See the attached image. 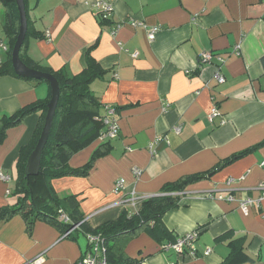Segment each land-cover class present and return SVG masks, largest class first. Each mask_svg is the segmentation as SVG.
<instances>
[{"label":"crops","instance_id":"1","mask_svg":"<svg viewBox=\"0 0 264 264\" xmlns=\"http://www.w3.org/2000/svg\"><path fill=\"white\" fill-rule=\"evenodd\" d=\"M106 1L114 6L109 19L94 11V0L29 1V30L39 35H29L25 53L52 70L68 67L78 74L92 48L105 73L92 81L91 90L102 104L116 107L120 123L109 153L97 159L87 176L53 179L52 188L59 197L76 195L90 226L97 228L125 208L137 212L142 205L111 207L121 199L133 193L156 196L168 184L205 174L186 184L179 206L163 216L166 233L135 232L125 238L126 254L141 264H221L231 257L234 242L235 264H264V201L248 215L239 207L240 200L258 197L257 187L264 184V144L222 165L264 141V0ZM5 16L0 3V41L9 47ZM131 18L144 26L132 25ZM150 26L161 27L154 40L148 36ZM237 44L240 54L234 51ZM203 52L225 58L224 83L214 78L216 58L202 62ZM0 59V64L8 59L2 48ZM49 89L45 82L0 75V119L47 97ZM214 104L221 115L211 122ZM39 116L33 113L9 127L0 143V172L11 176L0 179V208L16 202L12 192L20 149L31 140ZM98 141L72 156L69 164L87 163ZM134 167L142 169L139 178ZM119 178L125 185L115 192ZM199 228L196 256L162 248V243ZM75 236H65L62 227L46 220L30 225L15 213L0 220V264H78L89 243L86 233Z\"/></svg>","mask_w":264,"mask_h":264},{"label":"trees","instance_id":"2","mask_svg":"<svg viewBox=\"0 0 264 264\" xmlns=\"http://www.w3.org/2000/svg\"><path fill=\"white\" fill-rule=\"evenodd\" d=\"M24 1L27 11L28 31L21 47V59L31 68L52 73L59 81L60 96L52 129L43 149L39 174L27 176L28 158L35 149L41 135L48 103L52 97V88L47 80L25 77L15 72L12 65V51L19 34L20 12L16 0H0L6 10L4 28L10 38L7 50L8 59L0 64V75L9 74L45 82L50 88L47 97L22 107L9 117L0 119L1 143L9 127L18 125L33 113H40L39 122L31 140L20 149L17 161V184L15 192H12L16 202L13 205L0 208V220L8 219L15 213H22L30 225L37 219L46 220L62 227L64 234L74 225L81 223L80 228L68 234L67 237L74 238L78 233L100 234L105 239L107 264H141V260L131 258L126 254L125 238L144 228L155 234L158 231L163 234L166 233L162 220L168 210L179 206L181 195L176 193H182L186 184L204 178L206 175H193L168 184L159 195L145 197L137 212H130L125 208L117 219L106 222L97 228L90 226L89 221L81 211L80 201L76 195L59 197L52 188L53 179L66 176H87L97 159L109 153L111 149V139L99 140L100 144L94 149L87 163L80 167H72L69 164L72 156L90 146L97 138L102 136L104 121L107 116L106 104H102L98 100L91 90V83L94 79L103 76L105 71L98 61L93 58L92 48L87 51L85 68L78 74H72L68 67L52 70L29 57L25 53L28 37L30 34L39 35V33L37 31L33 33L31 31L30 33V0ZM262 61L264 64V56ZM263 144L264 141L225 159L222 165L255 151ZM63 214L69 218L68 222L62 219ZM197 230L200 231V228ZM121 237L124 239H120ZM230 246L232 247L231 257L221 264H235L234 259L238 254V248L234 245V242H231ZM188 249L186 248L184 252ZM240 252L244 253L243 250Z\"/></svg>","mask_w":264,"mask_h":264},{"label":"built area","instance_id":"3","mask_svg":"<svg viewBox=\"0 0 264 264\" xmlns=\"http://www.w3.org/2000/svg\"><path fill=\"white\" fill-rule=\"evenodd\" d=\"M91 6L94 9V11L98 14V16H101V18L109 19L110 17L113 16L114 6L113 4H111L110 2L106 0H94ZM129 22L135 26H144V22L139 19L131 18L129 19ZM117 26L119 28L121 24H118ZM160 30H161L160 26H150L148 28L149 39L154 40V38L156 37V34ZM0 48H2L5 51L8 50V46L3 41H0ZM234 51L236 54H240V44H237L234 46ZM133 56L137 57L138 53L137 52L133 53ZM200 58L202 62H211L213 58H216L217 64H216L214 78L218 84L224 83L226 80V77L222 71V67L224 65L225 58L222 55H218L213 52H203L201 53ZM0 62H1V59H0ZM105 110L107 111V116L104 121V129L102 130V136L99 137L100 138L99 140L113 139L114 137L118 136L120 132V123H119L118 118L116 117V108L112 105L106 104ZM220 115H221V112L219 110V107L216 104H214L211 108V111L208 114L209 120L213 122L214 119ZM179 129L180 127H176L177 131ZM160 139L161 138H159V140ZM149 147H150L151 153L154 154L155 153L154 143H151ZM133 174L136 178H139L142 175V169L138 167H134ZM0 179L4 181H9L11 179V176L7 173L0 172ZM124 185H125V179L123 178L117 179L115 182V188H114L115 192H120L124 188ZM257 189L260 191V194L258 197H255V198L247 197L243 200H240L239 207L244 215H248L252 207H259L262 201H264V184L258 185ZM7 192L9 193L10 190L8 189ZM176 194L181 195L182 193H176ZM207 196H212V194H209ZM144 198H145L144 196L137 197L136 194L133 193V195H131L130 198H123L119 200L117 203L111 205V207L112 206L124 207L126 204H129V203L135 206L138 201L142 202ZM229 199H233V197L230 196ZM62 219H64V221L66 222L69 221V218L64 214L62 215ZM80 224L81 223L74 225L69 231L65 233V236L75 231L76 229L80 228ZM86 237L89 243V250L86 253V255L81 259V261H79L78 264H107L106 244H105L104 237H102L100 234H93V233L86 234ZM198 237H199V230H193L183 235H179L174 242H167V243L162 244V248L164 250L172 249L175 251V253L178 256H182L185 249L189 248L188 250L190 251V254L192 256H196L197 253H196V248L194 244ZM209 253H210V250L206 251L205 254L207 255ZM171 264H175V263H171Z\"/></svg>","mask_w":264,"mask_h":264},{"label":"water","instance_id":"4","mask_svg":"<svg viewBox=\"0 0 264 264\" xmlns=\"http://www.w3.org/2000/svg\"><path fill=\"white\" fill-rule=\"evenodd\" d=\"M20 12V29L16 42L12 51V65L15 72L21 76L30 77L34 79L47 80L52 88V97L48 103V110L45 117V123L38 139L35 149L30 154L26 167L27 176H35L39 174L43 149L49 138L58 101L60 96V84L57 78L50 72H45L29 67L23 62L20 56L21 47L27 35L28 20L27 11L24 0H16Z\"/></svg>","mask_w":264,"mask_h":264}]
</instances>
